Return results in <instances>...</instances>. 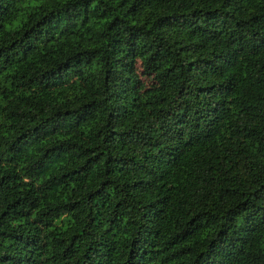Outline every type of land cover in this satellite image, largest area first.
<instances>
[{"label": "trees", "instance_id": "obj_1", "mask_svg": "<svg viewBox=\"0 0 264 264\" xmlns=\"http://www.w3.org/2000/svg\"><path fill=\"white\" fill-rule=\"evenodd\" d=\"M0 264H264V0H0Z\"/></svg>", "mask_w": 264, "mask_h": 264}]
</instances>
